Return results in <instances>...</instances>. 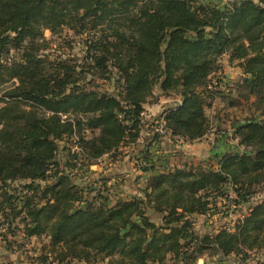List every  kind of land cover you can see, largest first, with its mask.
<instances>
[{
    "label": "trees",
    "instance_id": "16d2710c",
    "mask_svg": "<svg viewBox=\"0 0 264 264\" xmlns=\"http://www.w3.org/2000/svg\"><path fill=\"white\" fill-rule=\"evenodd\" d=\"M64 33L84 37L82 65L57 55L51 40ZM225 56L260 118L235 124L223 153L157 169L154 121L190 142L207 136ZM94 80L115 87H87ZM172 94L178 103L144 120ZM131 147L147 175L136 197L112 201L105 179L76 183L74 170ZM262 189L264 0H0V239L47 240L27 264L246 261L264 252ZM245 206L215 233H195V217Z\"/></svg>",
    "mask_w": 264,
    "mask_h": 264
},
{
    "label": "rangeland",
    "instance_id": "374dc122",
    "mask_svg": "<svg viewBox=\"0 0 264 264\" xmlns=\"http://www.w3.org/2000/svg\"><path fill=\"white\" fill-rule=\"evenodd\" d=\"M203 1L215 4L218 2H225L229 0ZM45 36L49 39V32H46ZM51 41L53 47L57 52V55H62L65 58L68 57L72 62L76 63H78V61L80 60V65H82L81 58L84 56L85 51L83 36H73L71 33H68V35H66V33H64L60 37H55ZM221 65L222 67L220 71L217 72V77L222 78V84L220 86H217L216 89L219 96L212 103L211 107L206 109V116L209 121V131L207 133V136L203 138L202 141H200L203 145L208 146L210 150L217 145V153H223L227 149V146L232 144V127L235 124L242 123L245 120L249 119L258 120L260 118V110H258L254 105L255 98L253 96H249L247 92L243 88H241L242 74L240 69L235 64H229L227 62L226 56L222 58ZM89 79L90 76H87V81H89ZM94 81L95 85H97L98 87L94 86V84H92L91 82L90 86L88 85L87 87H95L100 91L106 92L112 91V88L115 87L112 82L107 83L102 82L101 80ZM178 99L179 98L173 94L169 96H160L159 103L154 105L153 107H150L153 112H151V110L147 112L148 115H151L149 116V119L152 117V114L156 115L157 112L161 111L164 106L171 103H178ZM200 142H194L192 145L200 147ZM61 147H63V144H61ZM135 150L136 148L134 147L125 148L122 151H127L129 153V155L127 156H104L96 162L97 165L91 166L89 169L80 168L74 170L73 174L76 178V183L82 186H89L91 185L90 182L92 181L105 179L106 182L110 183L107 184V194L110 195L112 201H119L123 199H129L131 197H136L137 194L133 193L131 188H137V186H139V188H137L138 190L144 188L146 183L145 177L147 175H139L132 182L130 188L124 186L121 179L117 180L115 178V175L117 173H122L120 176L124 177L128 172L131 171V169L130 171L127 169L126 161L135 156ZM205 156L206 155H202L200 160L190 161H195V163H197L198 161H206L209 156ZM58 159L61 164L67 161L65 151H61ZM184 161L183 163L179 162V164L183 166L182 164H184ZM129 162H131V160ZM136 170H138L137 167ZM112 178H114V180H112ZM20 183L23 184V182ZM98 189L102 190L103 188H97V190ZM262 199H264V189L259 191V195H256L253 203L261 201ZM244 208H247V206H245ZM243 212L245 211L239 209L231 214L229 218H217V228L229 222L230 219L236 220L237 218L241 217L243 215ZM8 234L9 233L7 232L5 235ZM45 241L47 240L42 239V241H36L35 239H31L30 242H22L18 239L14 240V237L9 234L7 240L1 241L0 239V264H27L34 261V259L36 258L39 259L38 257L42 252V250H40V247ZM204 261V264H264V252L260 254H253L246 261H242L241 258L236 256H230L224 261H220L218 258H214L209 255L204 258ZM72 264L79 263L74 262ZM196 264H198V262Z\"/></svg>",
    "mask_w": 264,
    "mask_h": 264
},
{
    "label": "crops",
    "instance_id": "0c3cea01",
    "mask_svg": "<svg viewBox=\"0 0 264 264\" xmlns=\"http://www.w3.org/2000/svg\"><path fill=\"white\" fill-rule=\"evenodd\" d=\"M150 107H153V106H149L146 109L145 115L143 116L144 120L149 121V122L151 121V119L157 118L158 114L160 113V111H158L156 115L152 114V117L149 119V116H151V115H148L147 112L150 110H151V112H153V110L150 109ZM146 137H147L146 132L141 133V138H140L139 142L142 143V141ZM195 142H200V141H195ZM193 143L194 142H191V144L189 143V144H182V145H173L168 139L163 138L160 140V142L157 145L150 146L149 151L151 152V154L154 155V160H155L154 162H155L157 169H161L160 167L162 166V164H163V167H165L164 162L167 163V167H180L179 162H183L184 160H200L202 155L203 156L206 155L205 157L209 156L208 158H210L214 153H217L216 152V150H217L216 146L217 145L213 149L210 150L208 146L203 145L201 142L199 143L200 147L192 145ZM137 153L138 152L135 151L134 154H137ZM136 159H137L136 157H132L131 159H128V161H126L127 162L126 163L127 169L129 171L131 169V171L128 172L127 175H125L124 177L120 176L122 173H117L115 175V178L117 180L121 179L123 182V185L127 186L129 188L131 187L132 182L139 175H142L139 170H136L137 166H133V165H137ZM130 160H131V162H129ZM136 171H138V172H136ZM142 176H145V175H142ZM112 180H114V178H112ZM107 184H110V183L107 182ZM137 188H139V186H137ZM137 188H131L133 193L138 194ZM241 210L245 211V212H243V214H245L248 209L243 207ZM149 216L152 220H154V222L157 226H159L161 224V218L159 215H155L154 213H150ZM193 221H194V231L199 236H203L206 234H212V233H215L217 231V217L214 215L209 216V218H207V217H195ZM205 261H204V258L199 259L198 264L199 263L204 264Z\"/></svg>",
    "mask_w": 264,
    "mask_h": 264
},
{
    "label": "built area",
    "instance_id": "2783aa9c",
    "mask_svg": "<svg viewBox=\"0 0 264 264\" xmlns=\"http://www.w3.org/2000/svg\"><path fill=\"white\" fill-rule=\"evenodd\" d=\"M164 125L165 123L162 119L155 120L153 126V133L161 136L162 138L168 139L173 145H182V144L191 143L189 140L183 137L171 135L169 132L166 131Z\"/></svg>",
    "mask_w": 264,
    "mask_h": 264
}]
</instances>
